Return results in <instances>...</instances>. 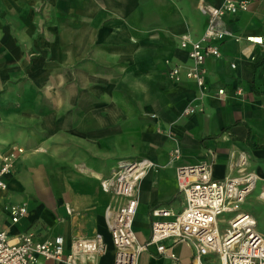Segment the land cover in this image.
Masks as SVG:
<instances>
[{
  "label": "crops",
  "instance_id": "crops-1",
  "mask_svg": "<svg viewBox=\"0 0 264 264\" xmlns=\"http://www.w3.org/2000/svg\"><path fill=\"white\" fill-rule=\"evenodd\" d=\"M247 1L245 10L216 18L227 35L220 56L205 61L200 90L191 79L173 82L169 70L190 66L180 40L188 33L200 37L207 9L224 0H0V166L12 160L0 191V231L11 239L27 232L38 241L62 236L67 253L74 240L101 235L104 248L77 264H114L106 210L115 198L100 186L103 161L146 158L153 166L138 185V242L149 238L153 207H182L176 167L201 162L211 164L214 179L239 169L255 174L243 209L264 234L258 197L264 186V0ZM255 39L262 43L249 41ZM202 92L204 111L186 114ZM40 144L50 153L43 167L35 152ZM174 148L182 157L173 163ZM57 158L62 176L55 175ZM152 169L155 190L146 187ZM37 192L51 193L53 203ZM174 196L178 207L168 204ZM251 201L257 206L246 209ZM12 205L27 209L17 222L9 215ZM172 250L175 260L150 247L137 264H193L184 244ZM36 264L67 263L40 257Z\"/></svg>",
  "mask_w": 264,
  "mask_h": 264
},
{
  "label": "built area",
  "instance_id": "built-area-1",
  "mask_svg": "<svg viewBox=\"0 0 264 264\" xmlns=\"http://www.w3.org/2000/svg\"><path fill=\"white\" fill-rule=\"evenodd\" d=\"M247 0H224L219 8H208L207 24L200 37L191 33L183 36L179 46L188 50L191 64L186 68L174 65L169 70L173 82L183 78L194 80L200 90L206 82L205 61L220 56V45L227 32L216 24V18L236 14L247 8ZM262 43V40H249ZM234 67V65H232ZM218 95L224 89H218ZM204 92L185 108L192 115L204 111L201 101ZM178 148L172 150L170 161L180 160ZM244 164L240 161L238 168ZM153 163L146 158H121L110 175L101 180V189L115 198L106 210L107 230L114 248V264H137L139 254L153 247L159 256L176 259L172 246L184 244L192 252L193 264H205V258L215 255L219 264H264V234L258 230L257 221L243 209L247 196L254 190L257 178L252 171L241 170L235 176L214 179L210 163L179 165L176 167L178 193L182 207L174 212L166 205L150 210V235L145 243L136 239L133 224L138 208V185ZM12 167L11 159H4L0 166V191L4 189V177ZM69 211V208H67ZM27 212L24 205L9 207L12 222H17ZM101 235L79 238L66 252L62 236L38 241L31 232L9 238L0 231V264H36L40 257L55 262L77 264L78 258L92 256L104 248Z\"/></svg>",
  "mask_w": 264,
  "mask_h": 264
},
{
  "label": "rangeland",
  "instance_id": "rangeland-1",
  "mask_svg": "<svg viewBox=\"0 0 264 264\" xmlns=\"http://www.w3.org/2000/svg\"><path fill=\"white\" fill-rule=\"evenodd\" d=\"M15 151L17 153L20 152L19 154H21L23 152V149L21 151H19V150L16 149ZM48 151L49 150L43 144H40L38 146V149L35 151V152H37L39 154V156L37 157V159H38V164H39L40 167H43L44 164H47V160H46V158L44 156H47V154H50ZM62 162H63V160H60L59 158L55 159L56 170H57V174H55V175H57V176H62L63 175V174H61L63 172V170H64L63 166L60 167L61 168L60 170H59V166H58V164H62ZM105 162H107L108 165ZM115 162H116V159L103 161V163L107 167H106L104 173L101 174V177H103L102 179L106 178L109 175L108 173L111 172V170H112L111 168H113L112 166H114ZM42 177L47 178L48 175H45V176L42 175ZM71 177H73L74 179H76L75 176H70L69 178H71ZM156 178H158V174L157 173L155 174V172L152 169V171L147 176V180L150 179L151 181H150V183H147L146 184V187H148L150 189V187L152 185V187H156V188H153V190L157 189L159 185L156 184V183H154V181L156 180ZM164 179H165V177H164ZM99 180L100 179H98V184H99ZM37 195H38L39 199H41L45 203H48V204H52L53 203V197H52V194L51 193H45V194H43L42 192L41 193L40 192H37ZM156 195H159V194H156ZM151 197H153V193H151L150 199H151ZM180 202H181L180 198H177L176 196H174L173 198H171L169 200L168 204L172 205L173 207H178V206H180ZM256 206H257V204L254 201H251L248 205H245V208L246 209L255 208ZM101 207H102V210H103L104 209V205L102 204ZM40 235L41 236H45V235H47V232H45V233L42 232V233H40ZM189 263H190V260H187V261H185L184 264H189ZM205 263L206 264H219V260H218V258L215 255L212 254V255H209L208 257L205 258Z\"/></svg>",
  "mask_w": 264,
  "mask_h": 264
},
{
  "label": "bare ground",
  "instance_id": "bare-ground-1",
  "mask_svg": "<svg viewBox=\"0 0 264 264\" xmlns=\"http://www.w3.org/2000/svg\"><path fill=\"white\" fill-rule=\"evenodd\" d=\"M256 41H260V39H255ZM93 177H96L98 178L99 177V174L97 173H93L92 174ZM12 186V184H10ZM258 197H260L262 200H264V186L262 188V191L260 192V194L258 195Z\"/></svg>",
  "mask_w": 264,
  "mask_h": 264
},
{
  "label": "trees",
  "instance_id": "trees-1",
  "mask_svg": "<svg viewBox=\"0 0 264 264\" xmlns=\"http://www.w3.org/2000/svg\"><path fill=\"white\" fill-rule=\"evenodd\" d=\"M262 64V61H259L258 63L255 64L254 68H253V75H254V71L255 69Z\"/></svg>",
  "mask_w": 264,
  "mask_h": 264
}]
</instances>
